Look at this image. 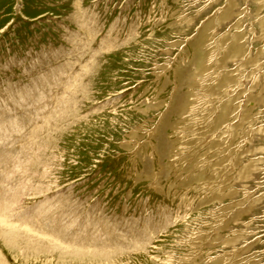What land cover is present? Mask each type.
<instances>
[{
	"label": "rangeland",
	"instance_id": "1",
	"mask_svg": "<svg viewBox=\"0 0 264 264\" xmlns=\"http://www.w3.org/2000/svg\"><path fill=\"white\" fill-rule=\"evenodd\" d=\"M6 206L0 264H264V0H0Z\"/></svg>",
	"mask_w": 264,
	"mask_h": 264
},
{
	"label": "bare ground",
	"instance_id": "2",
	"mask_svg": "<svg viewBox=\"0 0 264 264\" xmlns=\"http://www.w3.org/2000/svg\"><path fill=\"white\" fill-rule=\"evenodd\" d=\"M5 203V202H4ZM13 206V205H12ZM14 208V206L12 207ZM5 210H2L0 211V234L3 236V237H11L10 233L12 234V232H15V231H18V228L19 226L17 227V225H12L11 223L13 221H9L11 222L10 224L8 223V221L6 220L8 217V215L5 217V214H6V211H10L11 208H9L8 206L4 207ZM13 212V211H12ZM15 212V211H14ZM8 213V212H7ZM11 215V214H10ZM14 215V214H13ZM16 216V215H14ZM11 217V216H10ZM18 218V215L16 216ZM10 219V218H9ZM8 219V220H9ZM11 220V219H10ZM22 227V226H20ZM21 230V229H20ZM28 232V231H27ZM26 233V232H25ZM31 234V233H30ZM32 236V235H31ZM33 238V237H32Z\"/></svg>",
	"mask_w": 264,
	"mask_h": 264
}]
</instances>
